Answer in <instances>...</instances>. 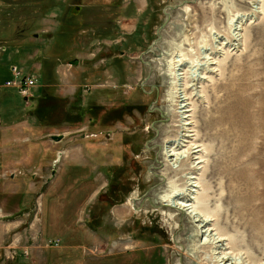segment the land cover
I'll use <instances>...</instances> for the list:
<instances>
[{
    "label": "rangeland",
    "instance_id": "1",
    "mask_svg": "<svg viewBox=\"0 0 264 264\" xmlns=\"http://www.w3.org/2000/svg\"><path fill=\"white\" fill-rule=\"evenodd\" d=\"M190 176L223 251L161 202ZM224 255L264 264V0H0V264Z\"/></svg>",
    "mask_w": 264,
    "mask_h": 264
},
{
    "label": "bare ground",
    "instance_id": "2",
    "mask_svg": "<svg viewBox=\"0 0 264 264\" xmlns=\"http://www.w3.org/2000/svg\"><path fill=\"white\" fill-rule=\"evenodd\" d=\"M242 25H243V22L238 23V26L236 25L235 33H237V34L235 35V37L242 36V35H240V33L242 31ZM234 26L235 25H233V27ZM182 62H183V60L181 59L178 62V67H182V65L184 64V63L182 64ZM174 71H175L174 72V77L176 79V81H175L176 82V85L179 87L180 91L183 94L185 92V85L186 84H184V85L179 84V81L182 80L179 77L181 75L183 76V74L179 75L178 74V71L176 69ZM181 71H183V70H181ZM203 75H204V73H203ZM201 77H200L199 80H204L205 79L204 77L203 78H201ZM183 79H184V76H183ZM185 97L186 98H184L183 96L180 97V102H179V105H178L179 110H181V113L180 114L183 115L182 119H184V122H185V120L188 117V116H185V115L189 112L188 109L190 107V105L187 103L189 99L187 98V95L186 94H185ZM184 126H186V124ZM189 132H191V131H189ZM180 146H182V145L179 142L178 143L177 142H168L167 143V147L165 148V154H164L165 156L164 157H166V162L173 169H176V168L178 169L179 165L181 164V162L184 159H187L188 157L190 158V155H195L197 153V151L196 152H191L189 150L188 151H186V150L183 151V150H181V147ZM195 160H198V158H195ZM202 163H204V162L201 161L200 163H197V164H202ZM195 164L196 163L193 162L192 165H195ZM195 169H196V167H195ZM201 169L202 168H197L196 170L199 171ZM187 185H188L187 186L188 189H186L185 191H183V190H182L183 192L182 191H176L172 195H166V196H164L161 199L162 200L161 202L165 206H167V207L176 209L178 211H182V212L189 213L190 216L193 218L194 222L195 223H198L199 227H201L202 229L205 230V231H203V234L206 235L207 241L213 242V244L215 245V247H216L217 250L220 249V250L223 251L222 246H224V245L223 244H220L223 240H221L220 237H215V235H212L210 233V229L207 228V226L209 224V221L207 219H204L203 218L202 214L200 212H198V210H197V208L195 206V202L198 200L197 195H199L198 194L199 191H200L199 188H201V185L199 183V180L196 177H194V176H190L189 179H188V184ZM222 254L223 253H221V257H222ZM219 262H220V264H230V258L227 255H224V257L221 258V260ZM231 264H233V263H231Z\"/></svg>",
    "mask_w": 264,
    "mask_h": 264
},
{
    "label": "built area",
    "instance_id": "3",
    "mask_svg": "<svg viewBox=\"0 0 264 264\" xmlns=\"http://www.w3.org/2000/svg\"><path fill=\"white\" fill-rule=\"evenodd\" d=\"M13 79L7 82L8 87L17 88L20 92L27 95L36 85V81L31 77H24L17 69H13Z\"/></svg>",
    "mask_w": 264,
    "mask_h": 264
},
{
    "label": "water",
    "instance_id": "4",
    "mask_svg": "<svg viewBox=\"0 0 264 264\" xmlns=\"http://www.w3.org/2000/svg\"><path fill=\"white\" fill-rule=\"evenodd\" d=\"M78 64H79L78 61H75V62L72 63V65H78ZM62 139H63V137H59V138L54 137V138H53V140L56 141V142L61 141Z\"/></svg>",
    "mask_w": 264,
    "mask_h": 264
}]
</instances>
